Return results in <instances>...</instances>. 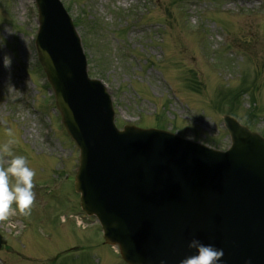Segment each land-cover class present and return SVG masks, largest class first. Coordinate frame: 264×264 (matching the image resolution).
I'll return each mask as SVG.
<instances>
[{
	"label": "rangeland",
	"instance_id": "obj_1",
	"mask_svg": "<svg viewBox=\"0 0 264 264\" xmlns=\"http://www.w3.org/2000/svg\"><path fill=\"white\" fill-rule=\"evenodd\" d=\"M60 2L79 24L88 75L106 87L117 128L160 124L223 151L230 143L222 98L242 86L248 95L236 115L247 114L255 101L260 119L252 130L264 131V0ZM36 31L32 0H0V35L6 37L0 46V165L10 159L2 151L7 144L36 172L31 213L0 221L7 240L0 264H124L102 242L93 218L83 220L85 230L72 219L83 217L73 189L78 150L44 87Z\"/></svg>",
	"mask_w": 264,
	"mask_h": 264
},
{
	"label": "water",
	"instance_id": "obj_2",
	"mask_svg": "<svg viewBox=\"0 0 264 264\" xmlns=\"http://www.w3.org/2000/svg\"><path fill=\"white\" fill-rule=\"evenodd\" d=\"M35 1L38 60L80 152L74 189L105 243L127 264H180L193 238L223 249L222 264H264V140L227 116L225 153L160 131L116 130L70 20L57 0Z\"/></svg>",
	"mask_w": 264,
	"mask_h": 264
},
{
	"label": "clouds",
	"instance_id": "obj_3",
	"mask_svg": "<svg viewBox=\"0 0 264 264\" xmlns=\"http://www.w3.org/2000/svg\"><path fill=\"white\" fill-rule=\"evenodd\" d=\"M5 44L6 37L0 35V46ZM3 62L10 68L11 56L5 55ZM2 151L8 153L10 159L6 167L0 165V221L7 220L10 214L17 211L22 215L31 213L35 199L33 189L36 175L24 155L12 154L7 144L3 146ZM188 248L192 250V254L183 258L180 264H222L224 251L213 244H206L198 238H193L188 243ZM245 264L251 262L246 261Z\"/></svg>",
	"mask_w": 264,
	"mask_h": 264
},
{
	"label": "trees",
	"instance_id": "obj_4",
	"mask_svg": "<svg viewBox=\"0 0 264 264\" xmlns=\"http://www.w3.org/2000/svg\"><path fill=\"white\" fill-rule=\"evenodd\" d=\"M247 89H244L242 86L237 88V89H233V90H227V92L229 93V95L231 96L230 98L228 96L222 98V101H224V106H227V113H232L233 111H235L236 106L239 105V101L242 98V96L244 94L247 93ZM249 116H251L252 118H256V115H251V113L248 114ZM245 124H249L250 121L247 120H243Z\"/></svg>",
	"mask_w": 264,
	"mask_h": 264
}]
</instances>
